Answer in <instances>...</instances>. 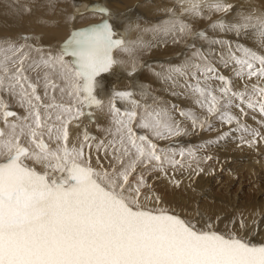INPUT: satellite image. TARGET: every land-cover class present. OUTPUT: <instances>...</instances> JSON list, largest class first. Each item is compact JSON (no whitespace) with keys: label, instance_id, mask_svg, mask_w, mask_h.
I'll return each mask as SVG.
<instances>
[{"label":"snow or ice","instance_id":"snow-or-ice-1","mask_svg":"<svg viewBox=\"0 0 264 264\" xmlns=\"http://www.w3.org/2000/svg\"><path fill=\"white\" fill-rule=\"evenodd\" d=\"M174 3L164 18L136 25L133 41L114 38L99 5L87 11L100 22L73 29L57 48L0 36V264H264V243L218 230L211 216L182 217L149 183L169 177V168L204 171L211 155L170 146L189 125H235L200 149L235 131L249 146L264 140L242 119L250 110L264 127V52L244 43L250 33L264 40V13L245 15L225 0ZM199 20L207 27H196ZM167 46L181 49L175 62L142 59ZM117 65L128 76L146 68L155 84L98 98L97 78ZM181 96L206 115L168 98Z\"/></svg>","mask_w":264,"mask_h":264},{"label":"bare ground","instance_id":"bare-ground-1","mask_svg":"<svg viewBox=\"0 0 264 264\" xmlns=\"http://www.w3.org/2000/svg\"><path fill=\"white\" fill-rule=\"evenodd\" d=\"M62 1H65L62 3V8L67 12L63 16H57L56 9L61 6L57 4ZM225 2L234 5L245 15L264 13V0H225ZM32 3L33 0H0V36L17 37L23 34L32 40H38L46 47L57 48L72 29L102 19L98 13L87 11L91 5H99L109 10L107 19L113 25L114 38L133 41L139 35L136 25L143 28L149 23H155L166 16V9L175 7L174 0H77L75 2L54 0V6L49 0H37L32 10L25 12L23 9L25 7L31 9ZM176 10L179 11L178 8ZM80 13L85 15L80 17ZM26 16L28 17L24 19ZM84 17L86 20L81 24V19ZM218 18L219 16L214 14L211 19ZM226 19L233 20L234 14L229 13ZM194 23L196 27L203 29L207 27L209 21L199 20ZM149 38L145 37V39ZM226 38H230V34ZM244 43L253 50L264 52V40L254 42L251 33ZM180 50L171 46L154 48L144 54L142 59H146L151 64L154 62L153 58L175 55ZM126 72L124 66L117 65L110 73L98 77L96 82L98 98L107 100L112 89L125 90L129 85L134 89L136 85L145 84L152 79L146 68H141L132 76H128ZM225 75L231 76V73L225 72ZM232 78L235 89L240 90L241 82L235 77ZM110 85L112 87L108 89ZM168 98L180 107L193 108L201 118L206 115L182 96ZM230 111L238 117L241 115L235 107ZM248 111L249 115L242 117L244 122L264 134V127L259 123L261 119L259 114ZM252 115H256L257 118L252 119ZM176 119L179 120L181 117L177 114ZM230 127L234 128L235 125L221 126L218 120L213 121V130H192L189 125V134L175 140L186 141L187 144L181 148L197 149V154L201 157L212 156V159L206 163H200L199 167L204 171L196 175L192 170L196 169L195 164L192 169L173 171L169 168V177L179 181V187L174 186L169 177H161L158 180L149 177V183L154 185L156 194L162 197L163 205L170 210L178 208L187 217L197 219H199L197 213L205 217L211 216L216 221L215 227L218 230L237 231L246 239L256 236L260 243H264V140L257 138V143L249 146L247 143H242L241 132L235 131L224 140H219L203 149L199 148L209 140H217L219 131H227ZM71 131L75 134L78 130L71 129ZM243 139L247 141L252 137L244 134ZM161 143L163 145L164 142ZM145 203L151 206L152 202ZM241 223L244 225L242 229Z\"/></svg>","mask_w":264,"mask_h":264},{"label":"rangeland","instance_id":"rangeland-1","mask_svg":"<svg viewBox=\"0 0 264 264\" xmlns=\"http://www.w3.org/2000/svg\"><path fill=\"white\" fill-rule=\"evenodd\" d=\"M75 1H77V0H74V2ZM33 2L35 3V2H37V0H33ZM63 2H65V1H62V2H60V3H58L57 5H61V6H59L57 9H56V15L57 16H63V15H65V13L67 12V10L65 9V8H62V3ZM34 3H32V5H31V10H32V8L35 6V4ZM72 5V4H71ZM32 12H35V11H32ZM64 12V13H63ZM28 16H26V17H24V19H26ZM81 17V16H80ZM79 17V18H80ZM84 20H86V18L84 17L83 19H81V24H82V22L84 21ZM71 21V20H70ZM66 27V26H65ZM62 28H63V26H62ZM67 32H68V27H67ZM20 36V35H19ZM18 37V36H17ZM63 39V38H62ZM57 40H59V39H57ZM45 46V45H44ZM50 46V45H49ZM53 48H55V47H53ZM181 51V50H180ZM179 51V52H180ZM179 52L178 53H176L175 55L174 54H171V55H164V56H162V58H159V57H156V58H153V60H154V62H174V61H176V59H177V56H178V54H179ZM156 59V60H155ZM170 59V60H169ZM154 62H152L151 64H153ZM146 83H152V84H155V81H153L152 79L151 80H149L148 82H146ZM114 84V83H113ZM112 84V85H113ZM112 85H110V86H108V89L110 88V87H112ZM187 143H186V141H184V142H180L179 140H174L172 143H171V145L170 146H172V147H176V148H181V147H183V146H185ZM263 182V181H262ZM171 210H174L176 213H178V214H180L182 217H187L186 215H185V213L184 212H182V211H179L180 209H178V208H171ZM254 237H256V236H254ZM252 238V237H249L248 239H250L253 243H260L259 242V240H257V237L256 238ZM264 242V241H263Z\"/></svg>","mask_w":264,"mask_h":264},{"label":"water","instance_id":"water-1","mask_svg":"<svg viewBox=\"0 0 264 264\" xmlns=\"http://www.w3.org/2000/svg\"><path fill=\"white\" fill-rule=\"evenodd\" d=\"M99 22H100V21H99ZM99 22H93V23H89V24H87V25L96 24V23H99ZM87 25H85V26H87ZM85 26L78 27V28H83V27H85ZM74 29H77V28H74ZM72 30H73V29H72ZM68 36H69V35H68ZM68 36H67L63 41H65V40L68 38ZM63 41H62V42H63ZM62 42H61V43H62ZM61 43H60V44H61Z\"/></svg>","mask_w":264,"mask_h":264}]
</instances>
